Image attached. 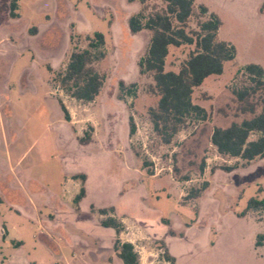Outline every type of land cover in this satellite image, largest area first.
I'll return each mask as SVG.
<instances>
[{
	"label": "rangeland",
	"instance_id": "1",
	"mask_svg": "<svg viewBox=\"0 0 264 264\" xmlns=\"http://www.w3.org/2000/svg\"><path fill=\"white\" fill-rule=\"evenodd\" d=\"M200 5L220 17L218 39L236 58L194 91L207 120L172 123L167 143L151 119L159 103L153 75L140 68L153 34L129 25L144 9L140 1L0 0V232L24 241L4 255L56 264L64 250L69 264H94L83 247L99 244L111 245L105 263L123 264L115 247L130 242L139 264H264V239L256 245L264 207L248 209L252 198L264 199V158L223 157L212 143L216 127L262 112L263 91L244 101L235 92L254 86L248 64L264 68V0H197L188 32L210 16ZM165 8L148 0L144 23ZM97 32L107 56L93 68L105 83L95 101L80 102L65 94L59 75ZM195 49L171 47L166 71L179 72ZM82 186L86 196L75 204ZM112 218L119 233L103 228Z\"/></svg>",
	"mask_w": 264,
	"mask_h": 264
},
{
	"label": "trees",
	"instance_id": "2",
	"mask_svg": "<svg viewBox=\"0 0 264 264\" xmlns=\"http://www.w3.org/2000/svg\"><path fill=\"white\" fill-rule=\"evenodd\" d=\"M129 1H140L144 6V9L130 20L132 33L147 29L153 34L148 52L140 62V68L142 73L153 75L155 85L152 86V91L159 96V103L158 107L151 111V119L156 132L169 143L170 137L167 133L172 123L180 124L192 118L207 120V111L193 102L194 91L208 78L222 75L225 63L235 60L236 49L230 43L218 39L222 21L217 14L209 13L203 5L199 8L203 15L210 14L208 20L199 24V30L188 32L187 26L194 14L197 0H161L166 4V8L162 12L152 14L147 23H144V11L148 0ZM17 7V3H11L12 18L17 17ZM183 45H195L196 49L179 72L166 71L170 48ZM105 46V35L97 32L94 38L89 39L87 49L72 53L67 67L59 75V83L66 95L85 103H91L99 96L105 77L93 68V64L107 56ZM244 72L254 86L235 92L240 101H244L251 93L264 92V68L251 63L245 67ZM120 85L125 86L124 82ZM59 103L66 122H71L70 112L63 100L60 99ZM130 131L132 134L136 131L133 119ZM81 142L87 143L84 139H81ZM212 143L223 157L239 158L247 163L264 158V99L262 112L256 117L233 123L227 128L216 127ZM81 177L86 180V175ZM85 196L86 189L82 186L74 200L75 204ZM260 207H264V199L252 198L248 203V209ZM102 225L115 229L117 233L122 227L114 218L102 221ZM263 239L264 236L259 235L256 245L260 246ZM115 248L124 264H139V256L132 243L124 242ZM166 258L171 263L175 262L171 255Z\"/></svg>",
	"mask_w": 264,
	"mask_h": 264
},
{
	"label": "crops",
	"instance_id": "3",
	"mask_svg": "<svg viewBox=\"0 0 264 264\" xmlns=\"http://www.w3.org/2000/svg\"><path fill=\"white\" fill-rule=\"evenodd\" d=\"M7 152H8V157H9L10 162H12L11 151L7 150ZM0 202H3V198L1 196H0ZM110 229H113V228H110ZM113 234H114V232H113ZM0 235L2 238V242L0 243V259H1L0 264H18L19 261L22 262L23 264H37V262L31 260L29 256L28 257L24 256L21 258L18 257L19 254L17 251L20 252L23 249L24 241H20L18 239L12 238L10 236V232H9L8 228H6L4 233L0 232ZM110 246L107 248H103V247H100L99 244H95L94 246H91V247H89V246L83 247L84 248L83 249V257H84V259H89L90 261L94 262V264H107V263H105V259L110 257L109 256L111 253L109 251ZM9 247L14 248L17 251L15 253H13L12 255L6 256V255H4V251L7 248L9 249ZM103 252L104 253L106 252L108 254L105 256V254H103ZM117 253H118V257H119V252H117ZM73 256H76V252H73ZM59 260L60 261H58V263H56V264H63V262H65V264H69L67 262L68 260L66 257V251H64V250L60 251ZM120 261H122V260L120 259ZM122 263H123V261H122Z\"/></svg>",
	"mask_w": 264,
	"mask_h": 264
}]
</instances>
